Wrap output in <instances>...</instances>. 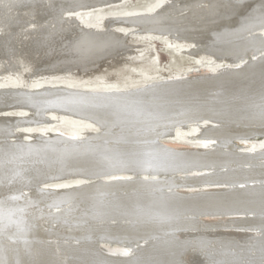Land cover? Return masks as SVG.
Returning <instances> with one entry per match:
<instances>
[{
    "label": "bare ground",
    "instance_id": "obj_1",
    "mask_svg": "<svg viewBox=\"0 0 264 264\" xmlns=\"http://www.w3.org/2000/svg\"><path fill=\"white\" fill-rule=\"evenodd\" d=\"M159 2L0 0V264H264V0Z\"/></svg>",
    "mask_w": 264,
    "mask_h": 264
},
{
    "label": "rangeland",
    "instance_id": "obj_2",
    "mask_svg": "<svg viewBox=\"0 0 264 264\" xmlns=\"http://www.w3.org/2000/svg\"><path fill=\"white\" fill-rule=\"evenodd\" d=\"M158 1V0H157ZM156 0H121V4L119 5V6H117V5H114V3H110V4H108V5H105V7L103 8V7H101V6H99V5H97V6H95L94 7V10H92V11H90V12H87V10L86 11H82L81 13H80V17L82 18V19H84L85 21H87L88 20V18H90V17H95L96 15H98L100 12H101V10H105L106 12H109V11H116V12H118V11H123V12H126V11H128V10H136V11H146V9L148 10V9H150L153 5H158V4H160V2L159 1H161V0H159L158 2H157ZM125 2H126V4H125ZM112 4V5H111ZM123 5V6H122ZM97 8V9H96ZM98 8H99V10H98ZM101 9V10H100ZM17 11H14V15H16V17L15 18H17L18 17V20L16 19H9V18H7L8 16H7V14L10 12V10L8 9V10H6L5 9V11H7V13H5L4 12V16H3V18H2V20L4 21V20H7V19H9L8 21H10V22H15V21H17V23H15V25L17 26V27H19V28H22V27H24V26H27L28 24H30V23H28V20L24 17V18H21L20 16H27V14H24L23 15V11H24V8H23V10H20V9H18V7H17V9H16ZM21 12H22V14H21ZM83 12L85 13V14H83ZM93 12V13H92ZM83 14V15H82ZM90 14V15H89ZM5 16H7L6 18H4ZM2 17V15H1V11H0V18ZM10 18H12V17H10ZM11 32V31H10ZM160 40V41H159ZM162 42V43H161ZM154 51H155V59H157L158 60V62L162 65V66H165V67H168V66H170V65H174L175 64V66L177 65V64H181V66H183V64L182 63H184V61L185 62H187L188 60H185V59H181L180 57H179V55H177L175 52H173V50H172V48H170L169 46H167L165 43H164V41H163V39L161 38V37H159V36H157L155 39H154ZM165 44V45H164ZM167 46V47H166ZM166 49V50H165ZM171 55V56H170ZM173 55H175V57H174V60L172 59L173 57ZM7 73H0V76H3L4 78L5 77H8L9 76V74H10V76H12V75H14L15 77L16 76H19L20 75V77H23V80H26L27 82L29 81V82H33V81H30V78L32 79L33 77H31V76H35V75H23V74H19V75H17L16 73L14 74V71H12V70H9V72L8 71H6ZM11 105V106H10ZM8 104V105H6L5 107H8L9 108V112H11V113H14V115H16V114H19V112H21V111H23L24 110V108H25V106H22L21 108H19V107H17V105L16 106H13L14 104L12 103V104ZM12 109V110H11ZM13 109H15V110H13ZM14 111V112H13ZM32 117H35V115H32ZM19 120H15L14 122H13V124H11V126L8 124V126H6L5 128L6 129H4V130H6L5 131V133L4 132H2L3 134L2 135H0V142L1 143H5V144H3V145H13V140H15V139H18L19 140V135H14L15 134V129H14V127L16 126V122H18ZM26 122V121H25ZM14 125V126H13ZM35 128V127H34ZM9 129V130H8ZM12 129V130H11ZM9 131V132H8ZM12 131V132H11ZM9 133H10V135H9ZM10 137H12V139L10 138ZM257 137V138H256ZM252 141L253 142H261L263 139H264V137H262L261 138V136H256ZM2 138V139H1ZM14 138V139H13ZM173 138V137H172ZM0 143V144H1ZM9 143V144H8ZM239 145H241V144H239ZM257 148H260V146L259 147H257ZM2 185L4 184V183H1ZM28 199V195H26L25 196V200L27 201V199ZM25 204H27L26 202H25ZM25 215V214H24ZM13 227V226H12ZM11 229V231L13 230V228H10ZM10 229H9V231H10ZM10 231V232H11ZM231 234H234V235H236L239 239H240V237L243 235V233H231ZM13 243V242H12ZM103 248L106 250V251H109V252H117V253H121V254H130L129 253V251H123V250H117V249H115V248H113V247H109V246H103ZM195 260V259H194Z\"/></svg>",
    "mask_w": 264,
    "mask_h": 264
}]
</instances>
